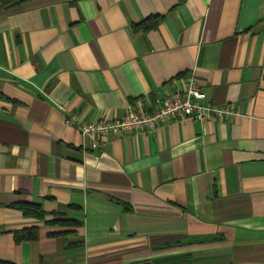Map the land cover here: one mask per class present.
I'll return each mask as SVG.
<instances>
[{
	"label": "crops",
	"instance_id": "0c3cea01",
	"mask_svg": "<svg viewBox=\"0 0 264 264\" xmlns=\"http://www.w3.org/2000/svg\"><path fill=\"white\" fill-rule=\"evenodd\" d=\"M190 75L235 115L97 149L67 122ZM0 264H264V0L0 4Z\"/></svg>",
	"mask_w": 264,
	"mask_h": 264
},
{
	"label": "built area",
	"instance_id": "2783aa9c",
	"mask_svg": "<svg viewBox=\"0 0 264 264\" xmlns=\"http://www.w3.org/2000/svg\"><path fill=\"white\" fill-rule=\"evenodd\" d=\"M181 86L176 90L164 92L155 97L148 109L128 106L122 114L113 119L94 118L81 122L74 121V115L67 117L89 141L91 149H97L109 136L133 129L152 130L156 126L172 120H198L235 115L230 106H218L206 99V94L193 75L180 79Z\"/></svg>",
	"mask_w": 264,
	"mask_h": 264
},
{
	"label": "trees",
	"instance_id": "16d2710c",
	"mask_svg": "<svg viewBox=\"0 0 264 264\" xmlns=\"http://www.w3.org/2000/svg\"><path fill=\"white\" fill-rule=\"evenodd\" d=\"M24 0H0V4L2 5H9V4H16L18 2H21ZM158 22L157 18H153L152 21L149 19L144 20L141 24H139V27L142 30H148L151 28H154ZM18 207L23 211L25 214H32L36 218H40L42 216V213L40 212V209L38 206H31L26 204H20ZM16 240H22V239H35L38 235L37 233V227H29L22 229L20 233L15 234Z\"/></svg>",
	"mask_w": 264,
	"mask_h": 264
}]
</instances>
